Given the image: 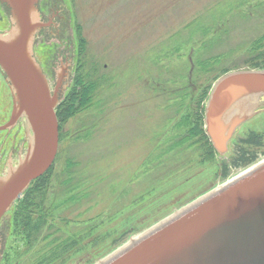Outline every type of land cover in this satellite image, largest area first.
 Returning a JSON list of instances; mask_svg holds the SVG:
<instances>
[{
  "label": "rangeland",
  "instance_id": "374dc122",
  "mask_svg": "<svg viewBox=\"0 0 264 264\" xmlns=\"http://www.w3.org/2000/svg\"><path fill=\"white\" fill-rule=\"evenodd\" d=\"M39 4L61 26L34 39L61 95L59 147L2 217L0 264H99L264 161L263 110L224 156L205 123L222 76L264 69V40L252 49L264 36V0ZM6 96L0 77V125ZM24 124L0 131L1 174L27 150L18 148Z\"/></svg>",
  "mask_w": 264,
  "mask_h": 264
},
{
  "label": "water",
  "instance_id": "95a60500",
  "mask_svg": "<svg viewBox=\"0 0 264 264\" xmlns=\"http://www.w3.org/2000/svg\"><path fill=\"white\" fill-rule=\"evenodd\" d=\"M12 25L0 32V67L13 107L0 130L25 117L32 130L28 149L0 174V220L33 180L53 164L59 147V89L34 54L39 0H2ZM264 96V69L229 72L214 85L206 131L220 155L236 128L251 118ZM99 264H264V161L151 228Z\"/></svg>",
  "mask_w": 264,
  "mask_h": 264
},
{
  "label": "flooded vegetation",
  "instance_id": "af4514ba",
  "mask_svg": "<svg viewBox=\"0 0 264 264\" xmlns=\"http://www.w3.org/2000/svg\"><path fill=\"white\" fill-rule=\"evenodd\" d=\"M37 11L40 12V14H38L39 16V19L40 21L42 22V26L40 27V29L37 31V33L35 34V39L37 37V35L39 34L40 36H45L46 37V33H49V34H57V32H59L61 30V26L59 27V24L55 18V15H51L49 17H45L43 14H42V10H41V7H40V4L38 3L37 4ZM44 16V18H43ZM11 17H12V14H11V11H10V8L8 6V4L2 0H0V19H2L1 21H3V25L0 26V32H6L7 30L10 29L11 25H12V22H11ZM44 37V38H45ZM34 43H35V40H34ZM0 77L3 81V89H4V95L7 97L8 99V110H9V113H8V116L6 118V121L10 118V115H11V112H12V97H11V93H10V89H9V86L6 82V79H5V75L2 71V69L0 68ZM264 111V96L261 97L260 99V105L259 107L255 110V116L256 117L257 113L259 111H261L259 114H261L263 111ZM258 114V115H259ZM252 116V117H253ZM251 117V118H252ZM253 119V118H252ZM21 120H23L26 124L22 125L23 127V139L21 140V142L19 143L18 145V148L20 149V152L22 150H25V148H28L29 146V143H30V139H31V133H32V130L31 128L29 127L28 125V122L26 120L25 117L21 118ZM251 119H247L246 121H244L243 123H241L235 130L231 140L229 141V146H230V143L231 141L234 139L235 135L238 133L239 131V128L245 124L246 122L250 121ZM13 130V129H12ZM10 132V131H9ZM17 145V143H16ZM7 168V167H6Z\"/></svg>",
  "mask_w": 264,
  "mask_h": 264
},
{
  "label": "trees",
  "instance_id": "16d2710c",
  "mask_svg": "<svg viewBox=\"0 0 264 264\" xmlns=\"http://www.w3.org/2000/svg\"><path fill=\"white\" fill-rule=\"evenodd\" d=\"M263 40H264V36H263V34H262V37H260L259 40H257V41L253 44L252 49H255L256 47H260L259 45H257V43L260 42V41H263ZM263 46H264V45H263ZM263 46H262V47H263ZM76 95H77V94H76ZM76 97L78 98L79 96H76ZM65 98H66V97H65ZM74 100H76L75 97H74ZM29 188H30V187H29ZM29 188H28V189H29ZM28 189H27L25 192H27ZM25 192H24V193H25ZM17 209H18V206H15V208H14L13 211H16ZM21 210H22V209H21ZM23 210H24V208H23ZM19 211H20V210H19ZM19 211H16L15 214H14V224H15V220L17 219V216H18L17 213H18Z\"/></svg>",
  "mask_w": 264,
  "mask_h": 264
}]
</instances>
